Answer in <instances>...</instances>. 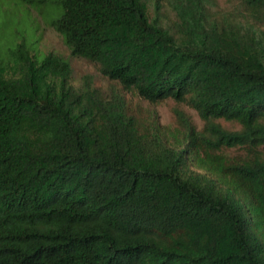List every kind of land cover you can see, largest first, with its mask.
I'll use <instances>...</instances> for the list:
<instances>
[{
  "label": "trees",
  "instance_id": "trees-1",
  "mask_svg": "<svg viewBox=\"0 0 264 264\" xmlns=\"http://www.w3.org/2000/svg\"><path fill=\"white\" fill-rule=\"evenodd\" d=\"M17 1L60 7L51 26L109 85L25 41L0 67V264H264V0H172L169 17ZM133 96L204 126H164Z\"/></svg>",
  "mask_w": 264,
  "mask_h": 264
},
{
  "label": "rangeland",
  "instance_id": "rangeland-1",
  "mask_svg": "<svg viewBox=\"0 0 264 264\" xmlns=\"http://www.w3.org/2000/svg\"><path fill=\"white\" fill-rule=\"evenodd\" d=\"M156 1L162 6V14L167 17L174 16L170 3L172 0H147L151 15ZM215 1L217 8L224 10L233 8L239 2L238 0ZM61 13L60 7L52 3L35 7L23 5L17 0H0V67L11 61L10 52L21 41H25L27 49L38 61H41L44 55L49 52L57 53L66 58L71 63L73 81L76 85H81L87 79L91 80L97 87H107L109 81L101 75L98 65L84 59L71 57L63 38L51 26V22L59 18ZM133 105L141 107L144 111L154 110L164 126L175 128L180 126L177 111H181L190 117L198 128L204 126V122L196 111L184 103L167 100L161 104L150 105L133 96ZM216 122L228 130L239 129V125L235 123L224 120H217Z\"/></svg>",
  "mask_w": 264,
  "mask_h": 264
}]
</instances>
